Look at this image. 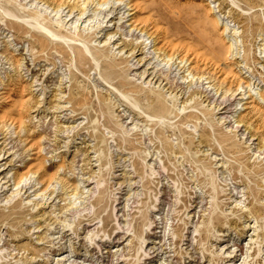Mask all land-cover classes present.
<instances>
[{
	"label": "rangeland",
	"instance_id": "374dc122",
	"mask_svg": "<svg viewBox=\"0 0 264 264\" xmlns=\"http://www.w3.org/2000/svg\"><path fill=\"white\" fill-rule=\"evenodd\" d=\"M0 264H264V0H0Z\"/></svg>",
	"mask_w": 264,
	"mask_h": 264
},
{
	"label": "bare ground",
	"instance_id": "6f19581e",
	"mask_svg": "<svg viewBox=\"0 0 264 264\" xmlns=\"http://www.w3.org/2000/svg\"><path fill=\"white\" fill-rule=\"evenodd\" d=\"M91 1H92V0H91ZM101 1H102L103 3H107L108 0H101ZM99 3H100V2H99ZM101 4H102V3H101ZM129 7H130V10H134V7H135V6L133 7V5H130ZM72 9H73V7H71V9H69V10L67 11L68 16L72 14ZM105 9H106V8H105ZM120 10H121L120 6H117V7H112V6H111V7H107V10H104V12L102 11V14H103V16L105 15L104 17H109V16H110V19H109L108 21H110V20L112 21V18H116V16H118L119 18L117 17V21L120 22V20H122V19L124 18V16H119V14H120ZM80 11H81V12H80ZM79 12H80V15H82V14L85 12V10H84V9H83V10H82V9H79ZM122 14H123V13H122ZM12 15H13V14H12ZM128 15H130V14H128ZM73 17H74V16H73ZM73 17H72V18H73ZM80 17H81V16H80ZM72 18H71V19H72ZM24 21H25V20H24ZM30 21H31V20H30ZM28 22H29V21H28ZM28 22H27V23H28ZM66 22H67V21H66ZM131 23H132V22H131ZM131 23H130V24H131ZM25 24H26V23H25ZM31 24H32V27L34 26V28H35L36 26L38 27V23H37L36 21H32ZM31 24L29 23V25H31ZM114 24H116V23H114ZM117 24H118V23H117ZM120 24H121V23H120ZM54 26H55V25H54ZM104 26H107V25H104ZM32 27H31V28H32ZM40 27H41V26H40ZM44 28H46V27H44ZM50 28H51V27H50ZM64 28H65V27H64ZM51 29H52V28H51ZM59 29H60V28H59ZM102 29H103L102 26H100V27H99V30H98L97 32H101ZM42 30H43V29H42ZM50 31H51V30L49 29L48 32L46 31L47 33H46V32H43V35H44V33H45L46 36H48L50 39L53 40V39H54V38H53V37H54V36H53L54 33H53V35H52V33H51V34H48ZM64 31H65V30H64ZM51 32H52V31H51ZM59 34H61V33H59ZM69 34H70V33H69ZM61 35H62V34H61ZM64 35H65V34H64ZM148 36H149V35H148ZM150 36H151V35H150ZM55 37H56V35H55ZM65 37H66V36H65ZM59 38H60V37H59ZM78 47H79V46H78ZM79 48H81V47H79ZM162 48H163V47H162ZM165 49H166V48H165ZM85 55H86V54H85ZM191 61H192V60H191ZM152 73H153V72H152ZM152 73H151V75H152ZM152 76H153V79H154V77L156 78V81H157V80H161V78H160V73L158 72V69L155 70V73H154V75H152ZM151 78H152V77H151ZM164 80H165V79H164ZM168 81H169V80H168ZM168 81L165 82V86L168 85V83H169ZM161 82H162V81H161ZM175 89H176V88H175ZM19 178H20V177H19Z\"/></svg>",
	"mask_w": 264,
	"mask_h": 264
}]
</instances>
